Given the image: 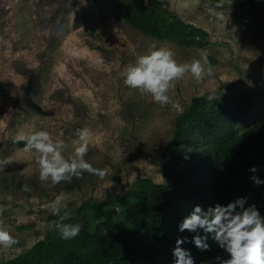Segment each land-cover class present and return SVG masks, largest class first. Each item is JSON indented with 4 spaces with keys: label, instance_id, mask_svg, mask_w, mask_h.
I'll list each match as a JSON object with an SVG mask.
<instances>
[{
    "label": "rangeland",
    "instance_id": "obj_1",
    "mask_svg": "<svg viewBox=\"0 0 264 264\" xmlns=\"http://www.w3.org/2000/svg\"><path fill=\"white\" fill-rule=\"evenodd\" d=\"M163 1L204 29L211 45L187 48L146 36L125 22L124 7L115 0H0V158L13 156V163L0 167V221L18 241L0 248V264L45 236L52 224L49 202L60 193L78 206L120 195L138 177L165 182L161 154L176 117L195 96L226 99L252 91L256 106L239 131L264 120V1L239 7L224 0ZM217 4L223 19L210 12ZM161 46L180 62L199 59L203 50L213 70L199 83L190 75L177 81L169 93L175 108L153 103L119 78L139 54ZM29 128L48 130L69 146L78 130L88 129L92 144L84 158L109 173L101 179L84 172L71 191L64 188L68 182L41 183L16 140Z\"/></svg>",
    "mask_w": 264,
    "mask_h": 264
},
{
    "label": "trees",
    "instance_id": "obj_2",
    "mask_svg": "<svg viewBox=\"0 0 264 264\" xmlns=\"http://www.w3.org/2000/svg\"><path fill=\"white\" fill-rule=\"evenodd\" d=\"M115 1L124 7L125 22L146 36L187 48L211 45L204 29L182 20L163 0ZM224 1L239 7L253 0ZM209 97L195 96L176 117L173 137L160 157L165 182L138 177L128 190L107 200L67 203L71 219L66 222L81 225L77 237L61 239L52 213L45 236L2 264H174L178 239L195 264H215L217 255L225 256L211 236L209 250L195 246L193 237L204 236L202 230L181 232L178 226L195 205L207 209L240 197L246 198L245 207L254 204L264 215V184L255 185L249 171L255 166V175L264 180V120L239 131L256 106L252 91ZM79 186L76 177L64 184L68 191Z\"/></svg>",
    "mask_w": 264,
    "mask_h": 264
},
{
    "label": "clouds",
    "instance_id": "obj_3",
    "mask_svg": "<svg viewBox=\"0 0 264 264\" xmlns=\"http://www.w3.org/2000/svg\"><path fill=\"white\" fill-rule=\"evenodd\" d=\"M220 7L222 4H217L210 8V12L223 19L222 13L216 11V8ZM97 63L103 64V61L98 60ZM212 71L203 50L199 59L180 62L171 48L161 46L149 48L145 53L139 54L134 63L119 71V78L126 88L135 90L142 97H150L153 103L161 107L171 105L175 108L178 105L169 93L175 88L176 82L190 75L199 83L205 76L212 75ZM16 140L24 143L20 151L30 154L37 166L41 183L53 187L61 182H71L74 177L78 178L84 172L103 179L110 171L107 168H94L85 160L84 157L92 144L88 129L78 130L77 139L72 141L71 146L63 139L54 138L50 131L43 128H29L19 133ZM11 163L13 156L0 158V167L5 168ZM249 171L254 174L250 179L255 185L264 184V180L255 175L258 171L255 166ZM24 190L30 189L25 185ZM66 201V194L60 193L49 202L48 207L57 216L54 228L60 238L70 240L79 235L81 225L66 222L71 219ZM245 204L246 198L240 197L226 205L217 203L207 209L195 205L178 226L179 231L198 233L202 230L204 236L197 234L193 237V243L202 251L209 250L206 240L211 236L226 254L223 257L217 255L214 258L215 264H264V215H261L256 205L245 207ZM3 211L4 209L0 208V215ZM17 243V239L7 230L3 221H0V248L11 249ZM183 243V239L176 242L173 249L174 264H195L190 252L180 247Z\"/></svg>",
    "mask_w": 264,
    "mask_h": 264
}]
</instances>
